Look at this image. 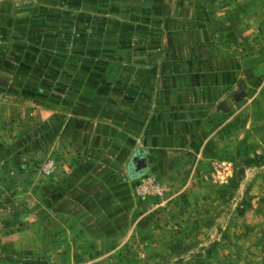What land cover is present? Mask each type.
Wrapping results in <instances>:
<instances>
[{
    "label": "crops",
    "instance_id": "1",
    "mask_svg": "<svg viewBox=\"0 0 264 264\" xmlns=\"http://www.w3.org/2000/svg\"><path fill=\"white\" fill-rule=\"evenodd\" d=\"M41 62L61 82L47 105L25 84ZM249 123L264 125V0H0V264H102L121 142L169 174L183 152H232ZM73 140L95 142L84 165Z\"/></svg>",
    "mask_w": 264,
    "mask_h": 264
},
{
    "label": "rangeland",
    "instance_id": "2",
    "mask_svg": "<svg viewBox=\"0 0 264 264\" xmlns=\"http://www.w3.org/2000/svg\"><path fill=\"white\" fill-rule=\"evenodd\" d=\"M34 75L30 81L26 78V87L47 105L60 79L47 70L46 62L39 63ZM250 115L245 116H255ZM239 126L232 128L233 137L238 131L245 136L233 139L232 152H183L179 170L169 174L159 156L154 169L138 167L145 162L140 152L127 156L123 147L127 150L128 144L121 142L119 156L114 157V164L120 165L119 183L110 172L105 174L120 199L116 208L121 222L112 236L116 251L104 252L102 264H264V125ZM100 144L110 149L115 145ZM94 145V141H71L69 164L89 162L77 152ZM35 156L32 161L45 168L58 167L64 159L59 154L49 160Z\"/></svg>",
    "mask_w": 264,
    "mask_h": 264
},
{
    "label": "water",
    "instance_id": "3",
    "mask_svg": "<svg viewBox=\"0 0 264 264\" xmlns=\"http://www.w3.org/2000/svg\"><path fill=\"white\" fill-rule=\"evenodd\" d=\"M146 166H147L146 163L143 162L142 165H139L138 167H146Z\"/></svg>",
    "mask_w": 264,
    "mask_h": 264
}]
</instances>
